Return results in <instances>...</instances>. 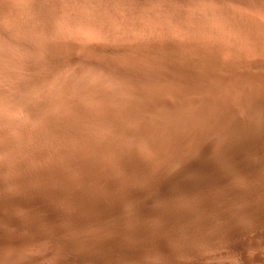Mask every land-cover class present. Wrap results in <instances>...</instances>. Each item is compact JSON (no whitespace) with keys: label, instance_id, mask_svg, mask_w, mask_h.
Instances as JSON below:
<instances>
[{"label":"rangeland","instance_id":"374dc122","mask_svg":"<svg viewBox=\"0 0 264 264\" xmlns=\"http://www.w3.org/2000/svg\"><path fill=\"white\" fill-rule=\"evenodd\" d=\"M262 37H264V0H0V90L2 91H0V135L1 133L5 134L3 135V138H1L2 136H0V157L2 158H0V186L2 190L5 191L3 192V195H15L22 201L27 200L28 195L23 192V183L22 186H17L12 184L10 179L20 173L23 175V172L25 171H28L34 175L45 173L48 166L57 161V158L60 157V154L58 156V153L56 152L60 150H62V152H70V150L72 151L74 148L72 153L74 154L76 164L81 165V160L83 162L84 158H90L95 162L99 161L100 164H97L98 170L100 173L104 172L109 166L107 164L113 161L112 156H114L115 150L120 151L124 150V148H127V134H133L135 131H137V128L139 129L140 125L145 126L147 133L151 130L147 135L152 137L153 139L155 138L154 141L156 145L159 144L161 139L159 145L163 148L164 145L161 144H163L162 136L164 129L171 128L174 131L182 130V119H184L185 117H190L185 119L187 121L190 120L188 122L191 125H196L194 114L199 111L202 116L205 113L204 111H207L204 117L210 116L211 120L213 121L211 122L214 127L213 132L216 133L215 141L217 146L224 144V140L228 138L232 141L236 149H238L239 151L244 150L245 152V150L247 149L255 148V142L257 140H260L264 151V106L261 102V97L264 94V68H262V70L260 69V72L257 70V68H260L257 67L258 64L264 65V60H262V58L264 57V53H262L264 52V43L261 42L263 45H260V39ZM261 41L264 42V40ZM19 48L21 51L19 50ZM64 54L66 56H64ZM174 54H178V57L176 58L175 56L177 55ZM141 55H145V59H143ZM139 56L140 58H138ZM160 56H163V58L164 56L165 58L168 57V59H166V67L170 68V70L163 68L160 65L158 67L157 60ZM217 56L220 58L223 57L221 58L222 60H219L220 58H218ZM230 56H233L235 58L240 56L243 59H236L238 61V65H235L237 64L234 63L236 60H231V62L229 59H233V57L231 58ZM257 56H262L261 60H259L258 58L256 59ZM212 57L216 58H213L215 62H221L217 64V67H210L206 65L205 61L212 59ZM126 58L129 60L128 62L125 61ZM181 58L183 59V61L188 59L187 61H185V63H188H186V65L184 66V70L187 68L188 71H186V73L189 72V78H187L188 74H184L185 76L187 75L185 78L183 76L181 77L175 71L171 70L175 68V65H178L179 62L182 61ZM227 58L228 61H226ZM252 58L254 59V61ZM121 59H123V63L125 64H121ZM174 59L176 60L174 61ZM213 59L211 61H213ZM259 61H261V63ZM247 63L256 65L253 67L254 70L253 68L248 69L247 65L249 64ZM134 64L136 67L134 66ZM144 64L145 66H143L142 68L141 65ZM128 65L129 67H132L133 65V69H137V71L133 70L131 67V70L128 69ZM239 66L242 67L241 69H245V71H242ZM243 66H246V68H244ZM147 67H149V69ZM157 67L159 68L160 75L158 74L159 72H155V70L158 69ZM108 68L114 69L115 71L112 70V72L110 70H107ZM234 68H237V70H235ZM119 69H121L123 73ZM238 69H240V72L238 71ZM147 70H149L150 72H147ZM116 71H118L117 74ZM237 72L239 74H236ZM109 74L111 76H109ZM113 75L122 76L120 79L119 77H113ZM158 76L159 78H157ZM127 79L129 81H127ZM187 79L189 80L188 82L186 81ZM118 80L121 81V83H119L120 85H118V83L116 82ZM194 80L197 83H195ZM246 80H248L249 82ZM101 81L103 84L100 83ZM208 81L211 83H209ZM256 81L258 82L256 83ZM105 82L108 83L105 84ZM124 82L127 84L131 82L128 85V88H131L133 90L131 93V89L129 90L126 86L127 84H124ZM174 82L177 84L179 82L178 86ZM182 82L184 84L186 83V86ZM191 82H193V84ZM180 83L184 86H182ZM101 84L104 86H102ZM256 84H259V87H257ZM168 85L170 86L168 87ZM111 86L115 88L113 89ZM105 87H108L109 90L111 88V90H114L115 92H107L106 90L108 89H105ZM132 87L134 89L135 87L136 89L141 88V90H134ZM174 87L175 90L172 91ZM250 87L251 89L252 87H255L256 89L259 88V90L257 89L258 91H260L258 95V91L255 90L257 91L255 92L253 90H249ZM95 88L98 90H93ZM126 88L128 89V91H126L127 96L126 92H124V90H127ZM152 88H155L153 89L155 90L154 93L153 91H151ZM185 88L189 92L188 94H191H184V98L187 95L185 99H188L187 101L189 102H187L185 107L182 108L185 111L184 112L182 109L180 110V108L176 106L175 98L177 97L179 99L180 97H182L181 90ZM205 89L206 91L208 90L207 93ZM157 90L161 91L158 92ZM96 91L97 93H95ZM201 91H204L206 94L204 92V94H202ZM211 91L213 93H211ZM98 92L102 95H100ZM198 92H201L202 97ZM112 93H114L115 97L121 96L123 95V93L125 95L121 96V99L119 97L115 98L114 96H112ZM142 93L145 99L143 98V96H141ZM145 93L147 96L145 95ZM254 93L256 95H254ZM170 94L173 98L175 96V98L173 99L171 96L168 97ZM207 94H211V100L209 99V96H207ZM88 96L90 99L88 98ZM162 96H164V98ZM192 96L194 97V99ZM217 96H219L220 98L218 97V99H216ZM244 96H246V99H244ZM136 97L139 99L137 100ZM99 98H101L102 102ZM146 98H148L149 100ZM73 99L76 101H74ZM3 100L8 102L6 103ZM154 100L156 101L154 102ZM118 101L121 102L123 106L122 108L125 111L127 110L126 113L124 110H122V108L117 109L121 106L120 102ZM214 101L215 103H217H213ZM112 102L117 103L113 104ZM136 102H138L140 106ZM193 102L196 104H193ZM92 103L99 104V107L96 105L98 111L96 110V108H94L95 104ZM102 103L104 105L103 109ZM126 103L127 107H125L126 105H123ZM201 103L204 106L201 105ZM90 104L94 106H91ZM117 104H119L120 106L115 107ZM82 105L84 106L82 107ZM86 105L87 108L85 107ZM74 106L78 108H75ZM89 106L93 107L96 112L92 111L93 108H89ZM106 106H109V111H107L109 113L106 112V110L108 109ZM205 106L206 110L202 109L205 108ZM81 107L82 109H86L87 113L82 110ZM104 107L107 109H105ZM191 107H197L199 111L197 108L192 109ZM224 107L227 109L225 110ZM20 108L22 110H20ZM207 108H209L211 112L209 109L207 110ZM8 110L10 111V113ZM102 110L104 114L102 113ZM220 110L223 113H221ZM241 110H243V112ZM22 111H24L25 114ZM161 111H163V113ZM164 111L166 114L164 113ZM89 112H93L95 114H88ZM142 112L145 114H143ZM236 112H238V114ZM106 113L107 116L105 115ZM138 113H141L139 114L140 117L138 116ZM148 113L150 114V116ZM85 114L86 117L87 115L89 116L86 118L84 117ZM92 114L93 116H90ZM124 114H126V117ZM135 114L137 117L135 116ZM210 114H212V116ZM240 114L242 115L240 116ZM102 115L103 117H101ZM109 115L110 117H108ZM114 115L118 116L119 119H116ZM167 115L168 117H171L168 118ZM178 115H180L181 117ZM226 115L227 117H225ZM55 116H57L58 118ZM120 116L123 117L121 118ZM106 117H108V119ZM99 118L100 120L102 119V121L99 122ZM109 118L110 120H112L109 121ZM120 118H124L126 120L123 119V121H120ZM160 118H163L164 120ZM227 119L228 121H230L228 127L229 131L226 135H224V132L221 130L223 127L222 122ZM133 120L136 123L133 122ZM139 120L141 121L139 122ZM157 120L159 122H157ZM40 121L44 123V125L41 124ZM158 123L161 125H159ZM217 124H219V127ZM108 125L113 126L115 130L118 129L116 134L110 131V127ZM132 125H135L136 130L133 128L134 126L132 127ZM153 128H155V131L157 132L163 128L160 131V133L162 132L161 135L158 132V136L157 132H154ZM29 129L34 132L32 133ZM91 131L93 132V134ZM106 131L110 133L109 134L107 132V136ZM128 131H130V133ZM111 133L113 135L115 134V138L113 137L114 139L111 137ZM85 134H87L88 136ZM65 135L67 137H65ZM89 135H91V137ZM108 135L110 136V138H108ZM68 137L69 139H67ZM73 137H76V139ZM73 139H75V141ZM71 140H73L74 143ZM86 140L89 143H87ZM101 140L103 142H101ZM101 143L103 145L104 143L105 145H107V147L104 148L105 151L103 150V146ZM55 145H58L60 148H58V146L55 147ZM87 145L90 147H88ZM29 146H32L33 148H30ZM94 146L96 148L95 151H93L92 149ZM145 146L146 145L144 143L140 142L136 143L134 148L136 147L138 149L139 147L138 150L135 148L136 151H139V154H141L142 152L141 155L144 156L145 160L147 159L146 161L152 168L158 167L160 164L159 159L150 157L149 152L147 153L148 150L147 148H145ZM52 147H55V150H53ZM76 147H78V150L76 149ZM11 148L15 150L13 151ZM35 148L37 149V152ZM56 148H58V150ZM101 148L104 152L101 151ZM28 150H32V152L34 150L35 153H29ZM25 151L27 154H25ZM99 151L101 152L99 153ZM14 152H17V155ZM93 152H98L102 155H99L98 153L95 155V153ZM22 153L23 156H20L22 155ZM111 153H113V155ZM28 154L29 156L32 155L33 157L31 156V158H28ZM35 154L37 155V157H35ZM106 154L110 156L109 159L107 158L108 155ZM48 157H50L51 160ZM110 158L112 161L110 160ZM105 159L107 161H103ZM44 162H47V167H45V165L43 166V164H45ZM11 170H13L14 172H11ZM15 171L17 172L15 173ZM228 204V202L224 201L222 203H218L217 205H215V207H217V209L220 207V210H222L224 208H227ZM17 208L19 207H14V209ZM20 209L14 210L13 214L15 215L16 213L17 215H15V217L22 221L21 227L0 222V233L2 235V241L0 242V264H52L56 261H69V258L61 248L64 243L71 241V239L75 237V233L71 229L67 228L68 226L62 220L56 218L53 223L49 222V224L47 223L48 225L46 224L45 227L46 229H49L52 224H55L57 227H60L62 229L58 234L54 235L52 233L44 231V233L38 236L36 240L30 241L27 244H23V238L28 236V232L24 228H22L24 214L23 210ZM241 209L242 208L240 207V205L233 206L226 210L227 216L223 218L217 216L215 211L204 212L203 218L207 221V224L202 227L191 225L193 227L190 226L192 228V231L190 232H186V230L182 227L174 226L172 224V218L169 215L163 216L162 222L165 225L163 227L159 225L158 228V232H161V234L159 232L161 236H156L151 241H154L155 243L162 241L164 244H166V246H168L169 249L174 250L173 248L175 247L173 246V244H170L174 239L186 240L194 238H205V240H208V242L217 241V250L220 252V256L206 259L205 264H264V231H260L259 227H257L256 224L250 223L248 219L244 218V215L241 214ZM139 218L136 221L131 222L133 224L128 222V225H126V227L128 229L131 228V230H135L137 228L144 229L147 227L146 229L150 230V228L152 227L150 225L152 224V228L155 230V221L157 222L156 217H149L148 219H142V217ZM167 220L168 222H166ZM135 222L137 223L135 224ZM140 222H147L145 224L146 226L143 227V223H141V226ZM129 223L133 226H129ZM110 225L113 226L112 224H108L104 227V229L106 230L105 232H107L106 235L103 231H100L101 235L99 234V231H96L99 235L95 232L98 235L97 237L94 233L95 237L100 240L101 237L99 236L103 237L105 235L106 238L107 234L109 235V232H111V235L113 234L115 236L111 237V235H109V238L107 237L108 239L117 237V235L119 236L122 231L119 228L118 232L116 231L117 229L114 230L115 226L114 229L113 227L110 229ZM233 225L238 228L244 229L249 233L254 230H259L258 232L261 233L254 237V240L256 241L255 246H246L244 248V255L246 257L245 260L240 256L239 252L232 247L233 241L237 238V236L234 235L232 231ZM198 228H200V230H198ZM112 230L116 233H113ZM170 231L172 233V236H169L168 234ZM163 236L165 237V239ZM103 238L101 239L103 240ZM107 238L104 240H108ZM18 241H21V244H16L18 243ZM144 244L145 243H140L139 245H143L142 247L140 246V249L145 253H155L156 251L157 254H155L157 256H163V253L159 249H148ZM105 251L106 253L109 252L108 254H110L111 252L109 248H106ZM72 254L74 256H77V252H75V254ZM119 258L120 257L115 256V258H113L114 261L112 260L113 264H117L118 262V264H132V262L134 263L135 261L123 260ZM69 264L75 263L70 262Z\"/></svg>","mask_w":264,"mask_h":264},{"label":"bare ground","instance_id":"6f19581e","mask_svg":"<svg viewBox=\"0 0 264 264\" xmlns=\"http://www.w3.org/2000/svg\"><path fill=\"white\" fill-rule=\"evenodd\" d=\"M173 22H175V21H173ZM173 25H175V24H173ZM261 40H264V37H262L260 39V45L262 43H264ZM18 43H20V42H18ZM18 47H19V45H18ZM263 48H264V46H263ZM19 50H20V48H19ZM262 53H264V52H262ZM262 53H261V55H262ZM174 55H177V56H175L176 58L178 57V54H174ZM204 55H206V54H204ZM216 55H217V53H216ZM64 56H66V55L64 54ZM141 56L143 57V59H145V55H141ZM118 57H120V56H118ZM230 57L232 58L233 56H230ZM238 57H240V56H238ZM238 57L237 58L233 57V59H229V60L231 61V60H234V59L235 60L236 59H241V60L243 59L241 57L240 58H238ZM138 58H140V56ZM164 58H165V56H164ZM164 58H163V56L162 57L160 56L159 59L157 58L158 59L157 60L158 67L160 65L163 68H166V69H169L170 70V68L166 67L167 66V63H166L167 60L166 59H168V57H166L165 59ZM169 58H171V57H169ZM213 58L214 57H212V59ZM218 58H220V57H218ZM221 58H223V57H221ZM221 58L219 60H222ZM257 58L259 60H261L262 56H260V57L257 56L256 59ZM212 59L206 60L205 61L206 65L207 66H210V67H212V66H216L217 67L218 66L217 64H219L220 61L218 60L219 62L216 61L217 62L216 63L214 61V59H216V58H214L213 61H211ZM121 60H122L121 64L122 65L125 64V63H123V59H121ZM175 60L176 59H174V61ZM187 60L188 59H186L185 61H187ZM262 60H264V57L262 58ZM125 61L128 62L129 60L126 58ZM185 61H183V59H182V61H180L178 65H175V68H173L171 70L172 71H175L181 77L183 76V77L186 78L187 75L185 76L184 74H188L189 72L186 73V71H188L187 68L184 70V66L186 65V63H188V62L185 63ZM226 61H228V58H227ZM253 61H254V59H253ZM170 62H172V61H170ZM237 62L238 61L236 60L234 63H237ZM259 62L261 63V61H259ZM133 63H131V64H133ZM249 63H250V61H249ZM249 63H247V64H249ZM105 65H107V64H105ZM126 65H127V63H126ZM235 65H238V63L235 64ZM134 66H135V64H134ZM141 66L143 68V66H145V64L144 65H141ZM254 66H256V65H251V64L247 65L248 69H251ZM127 67L130 70H131V68L133 69V65H132V67L130 66L131 68L129 67V65ZM221 67H223V66H221ZM257 67H260V68H257V70L260 72L262 70V68H264V65L263 64H258ZM137 68H138V66H137ZM142 68H139V69H142ZM147 68L149 69V67H147ZM241 68L242 67H240V69ZM244 68H246V66ZM240 69H238V71ZM255 69H256V67H255ZM107 70L112 71L114 69L108 68ZM119 70L122 72L121 69H119ZM133 70H135V69H133ZM133 70H132V72H133ZM219 70H220V68H219ZM235 70H237V68ZM241 70L242 71H245V69L244 70L241 69ZM253 70H254V68H253ZM135 71H137V69ZM148 71L149 70H147V72ZM156 71L159 72V68L156 69L155 72ZM117 72L118 71H116V74H117ZM46 73H48V72H46ZM106 74H107V72H106ZM158 74L160 75V72ZM236 74H239V73L237 72ZM255 74H257V73H255ZM84 75H86V74H84ZM94 75H95V73H94ZM109 76H111V75L109 74ZM114 76L115 75H113V77ZM121 76L118 75V76H115V77L116 78L119 77L121 79ZM238 76H240V75H238ZM113 77H111V78H113ZM111 78H110V80H111ZM157 78H159V76ZM187 78H189V74H188V77ZM235 78H236V76H235ZM104 79H102V80H104ZM221 79H222V77H221ZM119 80L116 81L118 83V85H120L119 83H121V81H119ZM248 80H246V81H248ZM127 81H129V80L127 79ZM127 81H125V82H127ZM181 81H182V79H181ZM186 81L188 82L189 80L187 79ZM125 82H124V84H127ZM198 82H200V81H198ZM257 82L258 81H256V83ZM100 83H102V81ZM107 83L105 82V84H107ZM191 83L193 84V82H191ZM195 83H197V82L195 81ZM209 83H211V82H209ZM129 84L126 85L127 88H128V85ZM175 84H177V83H175ZM178 84H179V82H178ZM178 84H177V86H178ZM188 84H190V83H188ZM184 85H182V86H184ZM201 85H202V83H201ZM35 86H36V84H35ZM102 86H104V85H102ZM169 86L170 85H168V87ZM256 86L259 87V84H256ZM122 87H125V86H122ZM188 87H189V85H188ZM101 88H103V87H101ZM159 88H162V87H159ZM164 88H163V90H164ZM105 89H108V87L107 88L105 87ZM128 89L127 90H124V92L128 91ZM139 89L141 90V88H139ZM139 89H136V87H135L134 90H139ZM153 89H155V88H152L151 91H153V93H154L155 90H153ZM166 89H167V86H166ZM199 89H200V87H199ZM257 89L259 90V88H257ZM257 89L255 87H252V89H251V87H250L249 90L255 91ZM93 90H98V89L95 88ZM168 90H169V88H168ZM174 90H175V87H174V89L172 91H174ZM176 90H178V89H176ZM106 91L107 92L108 91L111 92V91H114V90H111V88H110V90L108 89ZM132 91L133 90L131 89L130 93ZM157 91L160 92L161 90L160 91L157 90ZM181 91H182V93L181 92L180 93H181L182 97H180L179 99L176 97L178 100L174 96L175 101H176V106L179 107L180 110L182 108H184L185 105H186V103L188 102L187 101L188 99H185L187 95L184 98V94H188L189 93L186 90V88L183 89V90H181ZM205 91H206V89H205ZM207 91H206V93H207ZM257 91H255V92H257ZM201 92H198V93L201 94ZM203 92H202V94L205 93V92L204 93ZM259 92L260 91L257 92V95H258ZM77 93H78V91H77ZM95 93H97V91ZM116 93H117V91H116ZM130 93H128V94H130ZM143 93H144V91H143ZM143 93H142L141 96H143ZM211 93H213V92L211 91ZM190 94H188V95H190ZM202 94L200 95L201 97H202ZM100 95H102V94H100ZM123 95H125V94L123 93ZM123 95H121V96H123ZM132 95H134V94H132ZM145 95H146V93H145ZM196 95H198V94H196ZM210 95L207 94V96H209V99H210ZM254 95H256V94L254 93ZM112 96L115 97L114 93H112ZM121 96H118V97L121 98ZM126 96H127V92H126ZM170 96H171V94L168 97H170ZM118 97H115V98H118ZM131 97H133V96H131ZM162 97L164 98V96H162ZM218 97L219 96H217V98L216 97L215 98L218 99ZM244 97H245L244 99H246V96H244ZM88 98H89V96H88ZM143 98L145 99L144 96H143ZM148 98H146V99H148ZM187 98H189V97H187ZM1 99H3V98H1ZM99 99L101 100V98H99ZM138 99L139 98H137V100ZM193 99H194V97H193ZM212 99H213V97H212ZM224 99H226V98H224ZM156 100H158V99H156ZM156 100H154V102ZM16 101H17V99H16ZM74 101H76V100H74ZM88 101H90V100H88ZM141 101H142V99H141ZM4 102H6V101H4ZM69 102H70V100H69ZM101 102H102V100H101ZM118 102H120V101H118ZM261 102H262V104L264 106V94L261 97ZM112 103L114 104V103H117V102H112ZM136 103L138 104V102H136ZM213 103H215V101ZM92 104H95V107L94 108H96V110L98 111V108L96 107V105L98 106L99 104H96V103H92ZM104 104H106V103H104ZM193 104H196V103L193 102ZM34 105H36V104H34ZM120 105L117 104L115 107L120 106L117 109H119V108L121 109L123 107L122 104H121V102H120ZM123 105L124 106L126 105L125 107H127V103L126 104H123ZM138 105L140 106V104H138ZM144 105H145V101H144ZM201 105H203V104L201 103ZM83 106L84 105H82V107ZM91 106H94V105H91ZM103 106L104 105L102 103V109H103ZM203 106H201V107H203ZM206 106H205V108H202V109H205L206 110ZM215 106H211V107H215ZM82 107H81V109H82ZM85 107L87 108V105ZM75 108H78V107H75ZM89 108H93V107H90L89 106ZM94 108L92 109V111L96 112V110ZM107 108H105V109H107L106 112L109 111V106ZM135 108H137V107H135ZM153 108H155V107H153ZM196 108L197 107L192 108V109H196ZM209 108H207V110ZM3 109H4V107H3ZM202 109H201V111H202ZM224 109L226 110L227 108L224 107ZM20 110H22V109L20 108ZM82 110H84L86 112V109L83 108ZM122 110H124V109L122 108ZM6 111H7V109H6ZM39 111H40V109H39ZM126 111H125V113H126ZM157 111H159V110H157ZM171 111H174V110H171ZM177 111H179V110H177ZM198 111H199V109H198ZM241 111L243 112V110H241ZM22 112L24 113V111H22ZM161 112L163 113V111H161ZM199 112H197L195 114L193 113L194 114V117H195V120H196V123H195L196 125H191L188 122L190 120L187 121L185 119V118H190V117H185L184 119H182V125L180 124L182 130H180V131H174L171 128H165L164 131H163V136H162V141H163L162 143L163 144H161V145H164L163 148H162V146L159 145L160 142H161V139H160V142L158 144L159 146L156 145V143L154 141L155 138L153 139L152 137H150V136L147 135V134H149V132L151 130L148 129L150 131L147 133V130H146L145 126L144 125H140L139 126V129L137 128V131H135V132L133 131L134 132L133 134H127V138H128L127 139V142H128L127 148H124V150L118 149L120 151H116L115 150L114 156H112L113 153H111L112 154L111 156L113 157V161L110 158V160L112 162L110 161L111 163L107 164V165H109L108 168L104 172H102V173H100L99 170H98V165L100 164L99 161H96L97 162L96 163L95 161H93L90 158H84L83 162L81 160V163H82L81 165L76 164L75 158H74V154L72 153V151L74 150V148H73L72 151L70 149H67V150H70V152H62V150H60L61 152L60 151H56L58 153V156L60 154V157L57 158L58 156L56 155L57 156L56 157L57 158V161H55V162L52 161L53 163L48 166L47 171L45 173L38 174V175H34V174H32V173H30L28 171H25V172H23V175L21 173L18 174V175L15 174L16 176H14L12 179H10V181L12 182V184L17 185V186L18 185L19 186H22V183H23V192H25L28 195L27 200H23L22 201L21 199H19L15 195H3V192H5V191H3L2 188H1V186H0V222L6 223V224H13V225H15L17 227H21L22 226V221L20 219H18L17 217H15V215H17L16 213H15V215L13 214L14 213L13 212L14 210H17V209L19 210L21 208L23 210V214H24L23 227L22 228H24L28 232V236H26V237L23 238V244H27L30 241L36 240L38 238V236H40V235H42L44 233V231L49 232V233H52L54 235L55 234H58L62 230L60 227H57L55 224H52V226L49 229H46L45 225L47 223L49 224V222L50 223L51 222L53 223L56 218L62 220L68 226L67 228L71 229L75 233V237L73 239H71V241H69L67 243H64V245H62V248H61L64 251V253L66 254V256L69 258V261H64V260H62L60 262L56 261L55 263H52V264H66L67 262H69V263L70 262H73L75 264H86V263H90V264H113V261H114L113 258H115V256L116 257H120L119 259H123V260H131V261L132 260H135L134 263L132 262V264H205V260L206 259H208V258H214L216 256H220V252L217 250V246H218L217 245V241H214V242L213 241H209L208 242V240H205V238L204 239H202V238L201 239L200 238H194V239H186V240H183V239L182 240L174 239V240H172V243H170V244H173V246L175 247V248H173L174 250L169 249L168 246H166V244H164L162 241L161 242H157V243H155L154 241L153 242L151 241V240H153L154 237L161 236L160 235L161 232L159 231L160 232V234H159L158 228H159V225L162 226V227L165 225L162 222V220H163L162 217L163 216L169 215L172 218V224L174 226L182 227V228H184L186 230V232H190V231H192V228L191 227H193L191 225H197V226L202 227V226H204V225L207 224V221L203 218L204 212L215 211L216 214H217V216L223 218V217H226L227 216L226 210H228L229 208H231L233 206H238V205H240V207L242 208L240 211H241V214L244 215V218L248 219L250 221V223L256 224V226L259 227L260 231L261 230L264 231V151H263V148H262L261 141L260 140H257L255 142V148L247 149V150H245V152H244V150L243 151H239L238 149H236L235 146L233 145L232 141L230 139H228V138H226L224 140V144H222L220 146H217L216 145V141H215V134L216 133L213 132V128H214L213 125H212V122L213 121L211 120L210 116L209 117H207V116L204 117L205 116V113L207 111H204L205 113L203 112L204 113L203 116ZM210 112H211V110H210ZM210 112H208V113H210ZM9 113H10V111H9ZM90 113H93V112H89L88 114H90ZM102 113H103V110H102ZM107 113H109V112H107ZM107 113L105 114L106 116H107ZM164 113H165V111H164ZM218 113H219V111H218ZM221 113H223V112L221 111ZM236 113L238 114V112H236ZM15 114H17V113H15ZM71 114H73V113H71ZM93 114H95V113H93ZM93 114L90 115V116H93ZM139 114H141V113H138V116L140 117ZM143 114H145V113H143ZM167 114H168V112H167ZM212 114H214V113H212ZM212 114H210V115L212 116ZM124 115L126 117V114H124ZM241 115L242 114H240V116ZM88 116L89 115H87V117ZM135 116H136V114H135ZM149 116H150V114H149ZM173 116H175V115H173ZM178 116H180V115H178ZM55 117H57V116H55ZM84 117H86V114H85ZM101 117H103V115ZM108 117H110V115ZM108 117H106V118L108 119ZM115 117H116V119L118 118V116H115ZM120 117L122 118L123 116H120ZM167 117H168V115H167ZM169 117H171V116H169ZM175 117H177V116H175ZM225 117H227V115ZM31 118H33V117H31ZM100 118H99V122L102 121V119L100 120ZM121 118H120V121L121 120L123 121L124 118L123 119H121ZM37 119H39V118H37ZM68 119H69V117H68ZM160 119H163V118H160ZM97 120H98V118H97ZM111 120L109 118V121H111ZM124 120H126V119H124ZM173 120H175V119H173ZM90 121H91V119H90ZM114 121H115V119H114ZM140 121L141 120H139V122ZM80 122H79V124H80ZM133 122H135V121L133 120ZM157 122H159V121L157 120ZM222 123H223V127H222L221 130L224 132L223 134L226 135L228 133V131H229L228 130V127H229L230 121H228V119H227V120H224ZM41 124L44 125V123H42V122H41ZM105 124H106V122H105ZM122 124H123V122H122ZM125 124H124V126H125ZM1 125H2V123H1ZM116 125H118V124H116ZM127 125H129V124H127ZM135 125H132V127L134 126L133 128L136 130ZM159 125H161V124H159ZM217 125L219 127V124H217ZM230 125H232V124H230ZM109 127H110L109 128L110 131L112 133H115L116 134V132L118 131V129L116 128L117 130H115V128L113 126H109ZM177 127H178V125H177ZM181 128H178V129H181ZM124 129H126V128H124ZM153 129H154V132H157V131H155V128H153ZM30 131L32 133L34 132L32 130H30ZM160 131H158V132L161 135L162 132L160 133ZM107 132L108 131H106V136L109 133V132L108 133ZM128 132L130 133V131H128ZM158 132H157V135H158ZM70 134H71V132H70ZM89 134H90V132H89ZM92 134H93V132H92ZM3 135H5V134H2L1 133V135H0V136H2L1 138H3ZM85 135H87V134H85ZM114 135L112 134L111 137L113 138ZM154 135H156V134H154ZM89 136L91 137V135H89ZM116 136H118V135H116ZM65 137H67V136L65 135ZM4 138H5V136H4ZM30 138H31V135H30ZM41 138H43V137H41ZM70 138H72V137H70ZM73 138L76 139V137H73ZM108 138H110L109 135H108ZM238 138H239V136H238ZM67 139H69V137ZM75 139H73V140L75 141ZM73 140H71V141L73 142ZM125 141H126V139H125ZM32 142H34V141H32ZM101 142H103V141L101 140ZM140 142H142V143H144L146 145L145 148H147V150H148L147 153L149 152L150 157H152L154 159H159L160 164H159L158 167L152 168L150 166V164H148V162L146 161L147 159L145 160L144 156L141 155L142 152H141V154H139L138 153L139 151L138 152L136 151L137 148L135 147L136 148L135 149L134 146H135L136 143H140ZM87 143H89V142L87 141ZM98 143H100V142H98ZM104 145H105V143H104ZM104 145L102 144V146H103L102 148L105 151L104 148H106L107 145H105V146ZM57 146L55 145V147H57ZM88 147H90V146H88ZM99 147H100V145H99ZM124 147H125V145H124ZM139 147H138V149H139ZM54 148H53V150H55ZM58 148H60V147L58 146ZM58 148H56V149L58 150ZM77 148L78 147H76V149ZM102 148H101V151L104 152L102 150ZM117 148H118V145H117ZM6 149H8V148H6ZM11 149H9V150H11ZM92 149H93V151H95L96 150L95 146ZM97 150H99V149H97ZM108 150H110V149H108ZM13 151H10V152H13ZM88 151H87V153H88ZM101 151H99V153ZM19 152H21V151H19ZM28 152L30 153V152H32V150H28ZM36 152H37V149H36ZM32 153H35L34 150H33ZM93 153H95V152H93ZM97 153H95V155ZM106 153H107V151H106ZM4 154H7V153H4ZM15 154L17 155V152ZM18 154H20V153H18ZM25 154H27L26 151H25ZM99 155H102V154H99ZM106 155H108V154H106ZM20 156H23V153ZM28 156H29V154H28ZM31 156L32 155H30L28 158H31ZM35 157H37V155ZM109 157L110 156L108 155L107 158L109 159ZM48 158L51 160L50 157H48ZM1 159H0V161H1ZM33 159H31V160H33ZM25 161H24V163H25ZM103 161H107V160L105 159ZM21 162H23V161H21ZM27 163H28V160H27ZM46 163L43 164V166L45 165V167H47ZM102 164H103V162H102ZM152 165H153V163H152ZM7 166H8V164H7ZM12 171L13 170H11V172ZM17 171H15V173ZM40 172H38V173H40ZM7 191H8V189H7ZM20 196H21V194H20ZM224 201H226V202L229 203L228 204V207L226 206L227 208H224V209L220 210V207L218 209H217V207H215V205H217L218 203H222ZM222 205H224V204H222ZM14 207H19V208L14 209ZM10 209H14V210H10ZM139 217H142V219L143 218H147L148 219L149 217H156L157 218V222L155 221V227H154L155 230L152 228L153 227L152 224L151 225L149 224L150 226H152L151 227L152 229L150 228V230L149 229H146L147 227L144 228V229L137 228L135 230H131V228L128 229L126 227V225H128L127 224L128 222L131 223L133 221H136ZM139 219H141V218H139ZM169 221H170V219H169ZM137 222H139V221H137ZM137 222H135V224ZM166 222H168V220ZM141 223H143V222H140V224ZM146 223H143V225H144L143 227L146 226L145 225ZM108 224H112L113 225V226L110 225V227H109L110 229L112 227L114 229V226H115V229L114 230L117 229L116 231L118 232L119 231L118 228H119L122 232H121V234L119 236L117 235V237L108 239L109 238L108 236L111 235V232H109V235L107 234V237L108 238L106 237L108 240H104V239H106L105 238V235L107 233V232H105L106 230L104 229V227L107 226ZM131 224H133V223H131ZM131 224L129 226H133ZM135 224H134V226H135ZM141 226H142V224H141ZM132 228H134V227H132ZM198 230H200V228H198ZM96 231H99V234L100 235H101L100 231L105 232V235L103 236L104 238L102 236H99V237L103 238V240L101 238H100V240L97 239V237H98L99 234ZM232 231H233V234L237 236V238L232 243V247L234 249H236L239 252L240 256L245 260L246 257L244 255V248L246 246H255L256 245V241L254 240V237L257 236L258 234H261V233L258 232L259 230L258 231L254 230V231H252V232L249 233L248 231H246L244 229H241V228H238L235 225L232 226ZM114 232L115 231H113V233ZM94 233L96 234L97 237H95ZM68 234H69V231H68ZM165 234H163V235H165ZM168 234H169V236H172L171 231ZM175 234H177V233H175ZM113 236H115V235L112 234L111 237H113ZM164 239H165V237H164ZM1 241H2V235L0 233V242ZM33 243H35V242H33ZM140 243H145L144 245L148 249H159L163 253V256H157L156 255L157 254L156 251H155L156 254L155 253H152V252L145 253L144 251H142L140 249V246H141V245H139ZM16 244H21V241H18V243H16ZM106 248H109V250H111V252H112V254L110 252L111 255L108 254L109 253L108 251H107L108 253H106V251H105ZM75 252H77V254H76L77 256H74L72 254V253L75 254ZM209 261H210V259H209ZM69 263H67V264H69Z\"/></svg>","mask_w":264,"mask_h":264}]
</instances>
